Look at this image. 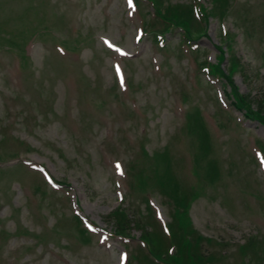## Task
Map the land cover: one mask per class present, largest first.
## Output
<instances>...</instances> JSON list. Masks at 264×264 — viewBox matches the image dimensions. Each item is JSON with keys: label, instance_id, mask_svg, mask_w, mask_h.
I'll use <instances>...</instances> for the list:
<instances>
[{"label": "rangeland", "instance_id": "374dc122", "mask_svg": "<svg viewBox=\"0 0 264 264\" xmlns=\"http://www.w3.org/2000/svg\"><path fill=\"white\" fill-rule=\"evenodd\" d=\"M128 1L0 0V264H121L123 251L130 260L141 233L160 238L143 189L156 218L174 232L181 233L178 220L186 216L184 239H194L198 263L264 264V234L245 259L238 252L251 235L264 233V172L251 159L264 128L230 105L226 82L205 71L194 77L198 66L188 47L179 46L177 31L163 36V47L156 43L142 19L154 20L152 9L143 1L130 8ZM156 1L172 13L177 6L187 12L190 0ZM226 2L224 20L220 4L209 13L196 60L215 64L214 46L230 33L240 62L230 71L234 62L223 53L219 66L255 108L264 99V0ZM196 27L192 22L197 33ZM33 31L38 34L29 36ZM105 40L125 55L108 51ZM196 109L212 135V151L195 115L190 135L185 129V114ZM15 153L18 159L9 160ZM193 155L204 193L186 210L185 200L195 196L185 179H191ZM138 173L141 187L130 193ZM113 213L119 216L110 218ZM76 216L84 228V221L95 228L88 241H81ZM124 216L140 227L123 232L133 239L106 236Z\"/></svg>", "mask_w": 264, "mask_h": 264}, {"label": "trees", "instance_id": "16d2710c", "mask_svg": "<svg viewBox=\"0 0 264 264\" xmlns=\"http://www.w3.org/2000/svg\"><path fill=\"white\" fill-rule=\"evenodd\" d=\"M147 1L153 5V7L155 9V12L160 16V19L162 20L163 27H166V29L180 28L181 31H183V36H186L188 39L191 38V35H192V30H191L192 29V22H195V19L193 17L192 9H191V7L189 5H187L188 6L187 7V12L181 6H180V8H182L183 10H179V7L177 6V10H175L176 12H172V13L167 12L166 13L159 7V4L157 3L158 1H156V0H147ZM212 1H213V3L211 4L212 7L210 9V12L204 14V19H203L204 23L207 22V19L209 17V13H211L217 7L219 9V4H220V8L223 9V11L220 14V16H223L224 12H226V10L228 8L226 0H211L210 2H212ZM214 4H217V5H214ZM161 10L165 14H162ZM196 29H197V32H198L199 28L196 27ZM200 30H201V32H203L202 28H200ZM225 39H226L227 42H230L232 40L229 36H227ZM216 48H217L218 52L220 53V55H219V59H218L217 64L216 65H212L211 72L226 78V80L230 84V81L228 80V78L230 76L229 75L230 72H229V74L224 72L223 69H221L220 66H219L221 61H223V59H224L223 52L221 51L220 47H216ZM232 62H234V63H231V68H230L231 70L230 71L235 72V70L237 69V65L235 63L236 62H240V61H238V59L234 57ZM235 90L236 89L234 88V91ZM252 103H253V100L250 98V95H244L243 96V95H240V94L238 95L236 93V98H234V105L238 109L244 110L246 115L249 118H251V119H256L257 118L262 124H264V103H263V101L260 100L257 103V105L255 106L256 109L251 107V106H253ZM201 127H202V125H201ZM190 129H191V125H190ZM201 131L204 134L206 145L208 146V148H210L209 141L207 139V136H206L203 128H202ZM139 185L141 186V183ZM179 205H181V203H179ZM186 207H187V199L185 200L184 209ZM112 216H114L116 218V217L119 216V214L118 213H113V214L110 215V218H112ZM178 218H179V216H178ZM183 219L186 220V216L185 215H183ZM184 220H178V224H179V226L181 228V233L174 232L173 227L170 225V230H171V241L170 242H172V244H173V243L176 242L177 238H180V241L182 242V244H180V243L178 245L176 244V251L174 252V254L167 256L166 260L161 259V261L164 264H200V263H198L199 257H197L193 253V247H194V245H196V243H194L195 242L194 239L193 238L192 239L188 238V240L184 239L186 233L188 232L187 226L185 228L182 226L184 224ZM113 222H114V220H113ZM114 225H115V229H118L117 233H123V232L124 233H129L133 229V227H139L138 223L136 225V223L132 219H130V217H129V220H128L125 216H124V218L120 217L119 220L117 221V223L114 222ZM182 228L185 230V232L182 231ZM147 232L148 231H145L144 233H141V236H140L141 239L144 238L146 240ZM177 234H178V237H177ZM150 240H151L155 250L158 253L159 252L160 253L161 252H163V253L165 252L164 251V247H163L164 243H163L161 238H158L156 235H154V236H150ZM252 246H253V243L251 242V240H249L247 242L246 246H242L240 248L241 253L244 254L245 251H247V247L250 248ZM186 250H187V252H185Z\"/></svg>", "mask_w": 264, "mask_h": 264}, {"label": "snow or ice", "instance_id": "6c2138e0", "mask_svg": "<svg viewBox=\"0 0 264 264\" xmlns=\"http://www.w3.org/2000/svg\"><path fill=\"white\" fill-rule=\"evenodd\" d=\"M129 6H130V7L133 6V5H132V0H129ZM117 73H118V75H119V69H117ZM117 168L119 169V165H117Z\"/></svg>", "mask_w": 264, "mask_h": 264}]
</instances>
